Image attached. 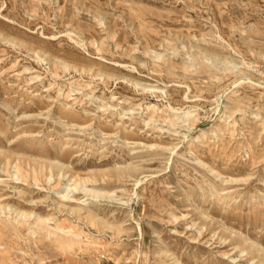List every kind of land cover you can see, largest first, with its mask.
Here are the masks:
<instances>
[{"label": "rangeland", "instance_id": "1", "mask_svg": "<svg viewBox=\"0 0 264 264\" xmlns=\"http://www.w3.org/2000/svg\"><path fill=\"white\" fill-rule=\"evenodd\" d=\"M0 264H264V0H0Z\"/></svg>", "mask_w": 264, "mask_h": 264}, {"label": "bare ground", "instance_id": "2", "mask_svg": "<svg viewBox=\"0 0 264 264\" xmlns=\"http://www.w3.org/2000/svg\"><path fill=\"white\" fill-rule=\"evenodd\" d=\"M38 220H42V219H38ZM39 225H40V223H38ZM42 226V225H41ZM50 231H51V229H50ZM52 232H54V231H52ZM51 233V232H50ZM65 241H68V240H63V242H65ZM59 243H61V242H59ZM64 248H66V247H64Z\"/></svg>", "mask_w": 264, "mask_h": 264}]
</instances>
